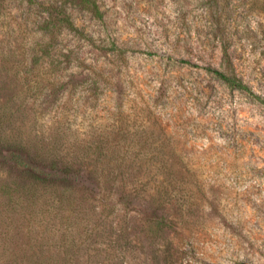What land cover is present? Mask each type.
<instances>
[{"label":"rangeland","instance_id":"obj_1","mask_svg":"<svg viewBox=\"0 0 264 264\" xmlns=\"http://www.w3.org/2000/svg\"><path fill=\"white\" fill-rule=\"evenodd\" d=\"M95 1L102 19L81 0H0V36L23 45L49 5L79 30L58 26L50 65L13 86V130L43 147L104 134L136 162L124 202L116 187L102 218L86 203L81 229L62 224L81 234L72 264H264V0ZM47 235L43 255L18 253L53 264Z\"/></svg>","mask_w":264,"mask_h":264},{"label":"trees","instance_id":"obj_2","mask_svg":"<svg viewBox=\"0 0 264 264\" xmlns=\"http://www.w3.org/2000/svg\"><path fill=\"white\" fill-rule=\"evenodd\" d=\"M81 1L94 17L103 18L95 0ZM43 26L29 45L21 43L23 38L18 37L21 32L9 31L0 36V93H10L6 98L0 97V242L3 253L12 251L10 255L0 251L3 264H44V261L39 262L46 258L42 256L44 241L47 234L50 239L51 234L56 236L57 232L61 233L58 235L61 243L56 244L58 253L53 252L49 259L54 260L53 264H72L73 257L67 252L81 247V234L79 239L73 234L68 239L69 230L62 224H77L81 229L80 223L85 218L81 216V208L86 203H90V207L94 204V208L101 206L98 216L102 218L114 188L121 192L119 201L124 202L128 196L126 191L132 186L129 179L134 178L129 171L136 162L129 158L127 143L115 142L102 134L97 140L85 139L82 144L69 148L59 143L43 147L41 142L32 144L13 130L16 112L19 113L11 104L17 94H13V86L24 90L32 82L29 76L36 64L41 63V69L50 65L53 42L63 33L58 26L79 31L65 11L54 10L50 5L45 11ZM224 53L227 56L226 48ZM214 73L229 87L251 93L237 76L218 70ZM56 219L62 220V227L57 230L55 225L49 227ZM37 239L41 240L39 244ZM13 244L15 248L11 247ZM27 247L29 250L37 247L42 255L18 253L20 248Z\"/></svg>","mask_w":264,"mask_h":264}]
</instances>
